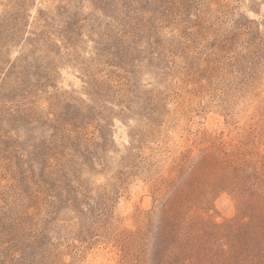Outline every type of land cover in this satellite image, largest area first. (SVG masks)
<instances>
[{"label":"rangeland","instance_id":"obj_1","mask_svg":"<svg viewBox=\"0 0 264 264\" xmlns=\"http://www.w3.org/2000/svg\"><path fill=\"white\" fill-rule=\"evenodd\" d=\"M0 264H264V0H0Z\"/></svg>","mask_w":264,"mask_h":264}]
</instances>
